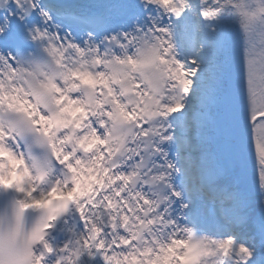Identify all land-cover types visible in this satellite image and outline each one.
Segmentation results:
<instances>
[{
	"label": "snow or ice",
	"instance_id": "1",
	"mask_svg": "<svg viewBox=\"0 0 264 264\" xmlns=\"http://www.w3.org/2000/svg\"><path fill=\"white\" fill-rule=\"evenodd\" d=\"M0 264H264V0H0Z\"/></svg>",
	"mask_w": 264,
	"mask_h": 264
}]
</instances>
